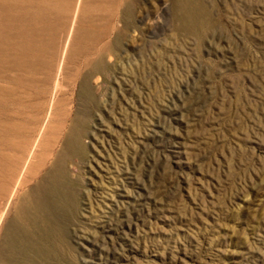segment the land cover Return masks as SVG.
Masks as SVG:
<instances>
[{"label":"rangeland","instance_id":"rangeland-1","mask_svg":"<svg viewBox=\"0 0 264 264\" xmlns=\"http://www.w3.org/2000/svg\"><path fill=\"white\" fill-rule=\"evenodd\" d=\"M28 13L0 22L1 232L55 181L56 264H264V0H101L58 85L63 17Z\"/></svg>","mask_w":264,"mask_h":264},{"label":"bare ground","instance_id":"bare-ground-1","mask_svg":"<svg viewBox=\"0 0 264 264\" xmlns=\"http://www.w3.org/2000/svg\"><path fill=\"white\" fill-rule=\"evenodd\" d=\"M100 2L101 0H32L25 6L13 7L11 0H0V22L15 10L22 13H28L30 10L32 16L28 24L33 29L45 22L39 19V15L56 14L64 18L61 25L66 28L64 37L56 45V49L53 42L50 47L55 54L51 64L58 85L66 69L67 59L72 54L77 40L81 38L82 29L85 28L83 24ZM17 18L23 21L22 18ZM12 185L14 190L17 185L13 179H9L7 186ZM58 195H61V199ZM72 201L71 194L67 190L63 191L61 185L55 181L43 182L32 188L28 199L18 205L17 219L13 220L11 228L4 227L2 232L0 228V264H56L60 229L56 209L63 207L64 210L72 211ZM46 236L51 242L49 246H46L43 240Z\"/></svg>","mask_w":264,"mask_h":264}]
</instances>
